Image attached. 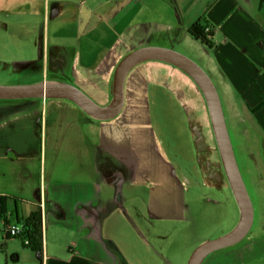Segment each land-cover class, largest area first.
I'll return each mask as SVG.
<instances>
[{
  "label": "crops",
  "instance_id": "1",
  "mask_svg": "<svg viewBox=\"0 0 264 264\" xmlns=\"http://www.w3.org/2000/svg\"><path fill=\"white\" fill-rule=\"evenodd\" d=\"M200 19L211 26L215 47L205 46L211 58L197 64L223 75L224 90L239 95V169L253 206L251 228L256 211L263 217L257 231L202 264H264V0H0L3 47L24 58L20 74L75 86L100 106L112 102L124 56L156 46L189 57L175 45L187 46L188 29ZM191 184L218 193V206L232 203L206 97L170 62L132 67L122 108L110 119L67 98L0 99V233L34 212L42 230L40 252L1 238L6 264H136L105 232L120 199L135 213L142 193L147 219L183 224Z\"/></svg>",
  "mask_w": 264,
  "mask_h": 264
},
{
  "label": "rangeland",
  "instance_id": "2",
  "mask_svg": "<svg viewBox=\"0 0 264 264\" xmlns=\"http://www.w3.org/2000/svg\"><path fill=\"white\" fill-rule=\"evenodd\" d=\"M0 23V85H21L39 81L41 79L40 73L20 74L23 70L20 61H23L24 58L11 56L3 47L7 40L6 25L2 21ZM188 42L186 43L187 46L176 44L175 48L187 53L189 58L191 57L199 65L200 63L204 65V61L211 58L212 52L192 37H189ZM212 64L214 65V61ZM206 72L217 86L222 99L221 103L233 150L237 163L242 170L244 161L242 160L241 149L243 144L238 137H240L239 121L242 118L245 119V114L239 95L231 88L224 90L223 85L219 83L220 81L225 82L223 75L214 73L209 69H206ZM253 126V124L250 125L252 130ZM185 194L187 218L183 224L176 222L161 223L147 219L144 196L139 193L138 200L134 204L135 211L144 214L138 217L136 212L126 211L124 208L128 203L124 196L118 203V210L120 211L115 210L111 218L104 223L105 232L114 234L121 247L128 253L127 255L137 261L136 264H187L188 258L197 246L207 240L220 237L222 235L220 233L223 231L227 230L226 233H228L235 228L239 221L235 222L236 215H233L232 209V213L229 212L231 204L232 208L233 202L236 204L233 195H231L233 196L232 203L223 201V205L218 206L213 203L215 199H218V193L202 187L201 184L189 185ZM258 213L256 211L255 223L249 234L257 231L259 223L263 220V217L261 218ZM11 221L14 222L15 220ZM133 222L138 225L137 228L134 227ZM3 242L5 241L1 239L0 233V247L3 246ZM6 242H11L14 245L19 243L23 246L21 238L8 239ZM0 264H6L1 249Z\"/></svg>",
  "mask_w": 264,
  "mask_h": 264
},
{
  "label": "water",
  "instance_id": "3",
  "mask_svg": "<svg viewBox=\"0 0 264 264\" xmlns=\"http://www.w3.org/2000/svg\"><path fill=\"white\" fill-rule=\"evenodd\" d=\"M151 59L167 61L180 67L202 89L208 103L221 161L240 210L239 222L234 229L220 237L203 242L193 250L187 264H202L210 253L237 243L247 235L253 222V206L235 157L219 93L209 75L195 61L175 50L156 46H145L131 51L116 67L113 78V99L106 106L96 104L75 86L45 82L0 85V99L67 98L97 119H110L122 108L123 83L129 70L138 63Z\"/></svg>",
  "mask_w": 264,
  "mask_h": 264
},
{
  "label": "trees",
  "instance_id": "4",
  "mask_svg": "<svg viewBox=\"0 0 264 264\" xmlns=\"http://www.w3.org/2000/svg\"><path fill=\"white\" fill-rule=\"evenodd\" d=\"M208 28V29H207ZM189 34L201 44L207 48L215 47V43L212 40L213 33L212 28L205 22V20H197L188 29ZM262 107V104L255 107L256 111ZM4 214L3 201L0 200V218ZM19 224L22 225V235L19 237L22 239L26 237L30 243L24 244L25 247L32 249L33 251L40 252L42 250V230H41V216L39 212H34L30 216L24 218Z\"/></svg>",
  "mask_w": 264,
  "mask_h": 264
},
{
  "label": "built area",
  "instance_id": "5",
  "mask_svg": "<svg viewBox=\"0 0 264 264\" xmlns=\"http://www.w3.org/2000/svg\"><path fill=\"white\" fill-rule=\"evenodd\" d=\"M21 235H22V225L19 223L16 225L8 226L1 231V238L3 240H7L9 238L20 237ZM23 242L26 245L30 243L29 239L26 237L23 238Z\"/></svg>",
  "mask_w": 264,
  "mask_h": 264
}]
</instances>
